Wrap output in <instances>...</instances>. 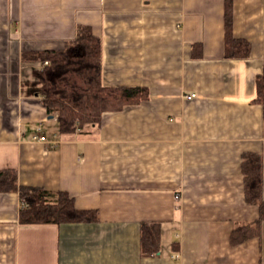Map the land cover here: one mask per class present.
I'll return each mask as SVG.
<instances>
[{
  "label": "crops",
  "instance_id": "0c3cea01",
  "mask_svg": "<svg viewBox=\"0 0 264 264\" xmlns=\"http://www.w3.org/2000/svg\"><path fill=\"white\" fill-rule=\"evenodd\" d=\"M227 2L246 57L226 56ZM81 27L100 40L103 85L148 97L57 139L31 93L37 56ZM263 67L264 0H0V171L97 213L22 225L18 192H0V264H264V221L244 237L259 208L241 171L245 154L260 156L264 201ZM142 224L160 228L154 254L142 253Z\"/></svg>",
  "mask_w": 264,
  "mask_h": 264
},
{
  "label": "trees",
  "instance_id": "16d2710c",
  "mask_svg": "<svg viewBox=\"0 0 264 264\" xmlns=\"http://www.w3.org/2000/svg\"><path fill=\"white\" fill-rule=\"evenodd\" d=\"M225 53L228 57H246L249 44L232 36L231 3L227 2L224 15ZM101 46L98 37L88 27H81L73 40L61 50L40 53L37 59L48 64L34 72L31 93L41 99L48 115L55 116L56 138L85 132L95 127L106 111L119 110L126 104L137 103L148 97L144 87L105 86L101 80ZM255 102L261 105L264 117V67L256 78ZM262 162L257 154H245L241 163L244 177L245 200L259 208L258 220L246 225L245 238L257 233L264 221V201L261 197ZM17 191L21 201L19 222L22 225H59L61 223L93 222L96 211L77 210L66 193L50 192L41 188L18 186L13 170L0 171V192ZM250 228V229H249ZM141 249L145 255L158 251L160 228L155 224L141 225Z\"/></svg>",
  "mask_w": 264,
  "mask_h": 264
},
{
  "label": "built area",
  "instance_id": "2783aa9c",
  "mask_svg": "<svg viewBox=\"0 0 264 264\" xmlns=\"http://www.w3.org/2000/svg\"><path fill=\"white\" fill-rule=\"evenodd\" d=\"M144 1H150V0H144ZM47 64H48L47 61H43L42 69H43V67L46 66ZM195 96H196L195 93L185 94V97L188 98V99H190V98H194ZM38 130H39V128H38ZM32 140H33V141H37V142H47V141H46V137H45L44 135H40L39 133L34 134V135L32 136ZM56 143H57V142H54V141L51 142L52 146H54ZM179 198H180L179 195H177V194L174 195V199H175V200H178Z\"/></svg>",
  "mask_w": 264,
  "mask_h": 264
}]
</instances>
